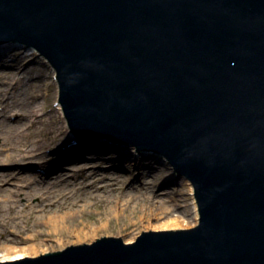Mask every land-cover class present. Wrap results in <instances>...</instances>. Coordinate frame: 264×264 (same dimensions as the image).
Listing matches in <instances>:
<instances>
[{
	"label": "water",
	"instance_id": "1",
	"mask_svg": "<svg viewBox=\"0 0 264 264\" xmlns=\"http://www.w3.org/2000/svg\"><path fill=\"white\" fill-rule=\"evenodd\" d=\"M7 41L50 61L75 137L172 165L199 212L0 264H264V0H0Z\"/></svg>",
	"mask_w": 264,
	"mask_h": 264
},
{
	"label": "bare ground",
	"instance_id": "2",
	"mask_svg": "<svg viewBox=\"0 0 264 264\" xmlns=\"http://www.w3.org/2000/svg\"><path fill=\"white\" fill-rule=\"evenodd\" d=\"M9 45L3 42L0 48L8 49ZM39 70L32 58L22 54L12 70L0 72V137L2 138L0 142V166H2L0 167V204H4L2 212L10 213L9 226L2 232L10 234L0 241V259L51 250L54 252L53 250L58 248L82 243L89 238L93 239L99 229V226L89 222L74 219L78 212L85 209V206L78 209L79 204L76 202L72 205L68 203L70 209L63 211L65 206L60 201L66 195L69 198L71 191L66 189L58 194L57 189L68 179L67 173L61 170L60 165L65 161L82 157L85 151L96 150L95 152L100 154L103 142L79 140L80 142L69 144L61 141L56 145L59 135H62V132L65 134L67 130L65 132L61 130L60 134H56L60 125L56 114L60 113L61 116L63 111L60 103H56L57 113L52 108L48 111L43 110L44 112L41 110V104L37 100L43 94V89L37 82L42 76ZM52 73L55 80L53 69ZM63 127L60 126V128ZM70 135L69 139H72L74 134L71 132ZM67 139L68 137L65 140ZM126 157V154L120 155L117 161H122ZM41 161L46 163V170L40 172L39 178H36L39 172L35 171L33 163ZM140 167H142L141 164ZM84 169L90 170L88 165ZM26 171L28 173L24 174ZM187 183L189 199L194 211L192 222L196 223L197 201L193 185L189 180ZM90 185L88 183L89 187ZM19 193L27 197L40 195L43 200H46L45 206L39 212H35V218L30 225L24 224L25 218L31 213V208L29 211L25 209L29 204L28 206L23 204L19 208L15 205ZM129 200L128 198L115 200V204L105 211V215L109 214L110 217L107 222H102V225L106 226L109 220L125 218ZM152 201L155 202V199L153 198ZM148 214L145 213L147 216L158 217L159 215L153 208L149 209ZM137 215L140 216V213ZM130 222L134 221L130 220ZM184 224L186 223L183 219L175 218L167 222L150 224L149 228L160 231L171 229L172 226L181 227ZM53 234L56 235L54 238H57V243L60 245L58 248H55L54 244H46V240ZM71 234L75 239L69 237ZM133 241L129 238L126 243Z\"/></svg>",
	"mask_w": 264,
	"mask_h": 264
},
{
	"label": "rangeland",
	"instance_id": "3",
	"mask_svg": "<svg viewBox=\"0 0 264 264\" xmlns=\"http://www.w3.org/2000/svg\"><path fill=\"white\" fill-rule=\"evenodd\" d=\"M9 44L8 49L5 47L0 48V72L12 70L14 65L17 64V59L22 54H27L37 64L40 69L39 73L42 75L37 81L43 89L42 96L37 99L38 103L41 104V110L48 111L52 108L57 113L56 103L58 101L59 88L57 81L53 78L49 62L33 47L13 42H9ZM56 116L60 122L59 130L56 134H60L61 130L65 132L67 129L65 134L61 131L62 135H59L56 145L61 143V141H66L69 144L73 143L74 140L69 139L72 129L63 112L61 116L60 113H57ZM61 125L64 127L60 128ZM67 137L68 139L65 140ZM1 139L0 137V142ZM95 140L99 139L86 141L92 142ZM100 141L103 142L102 151H100L102 154L96 153V150L85 151L82 157L65 161L60 165L61 170L67 173L68 179L58 187L57 193L64 192L66 189L71 191L69 198L66 195L60 201L65 206L63 211L69 210L70 207L68 205L76 202L79 204L78 209H81L82 206H85V209L78 212L74 219L99 226L93 239L89 238L80 244H91L92 240H98L100 237L121 234L125 242L129 238L135 240L137 234L151 230L149 228L150 224L167 222L175 218L183 219L186 224L181 227L172 226L171 229L190 228L198 223V220L196 223L192 222L194 211L189 199L188 180L185 176L180 177V175H177L172 165L154 166L127 149L117 146L106 139H100ZM124 154L127 157L122 161H117L119 156ZM140 164L142 167L139 168ZM33 165L36 168L35 171L39 172L36 174V178H39L40 172L46 170V163L43 161L34 162ZM87 165L90 168L88 171L84 169ZM27 173L28 171L24 174ZM88 183L91 184L90 187ZM190 184L192 183L190 182ZM22 194L19 193L18 201L15 205L19 208L23 204H25L24 206L29 204L28 208L25 207V209L29 211L31 208V213L25 218L24 224L29 223L28 225H30L35 218V212H39L45 206L46 200H43L40 195L27 197ZM126 198L130 200L128 209L125 212V218L109 220V223L103 226L102 222H107L110 217L108 216L109 214L105 215V211L115 204V200ZM153 198L155 202L152 201ZM3 206L4 204L1 203L0 241L3 240L4 236L8 237L10 234L9 232L6 234L2 233L9 226L8 218L10 217L9 212H2ZM150 208H153L159 214L158 217L145 215V213L148 214ZM138 213L142 217L138 216ZM130 220L134 222L131 223ZM55 236V234L51 235L46 240V244H54L55 248H58L60 245L57 243V238H54ZM69 237L75 239L72 234ZM72 245L77 246V243ZM53 251H60V248Z\"/></svg>",
	"mask_w": 264,
	"mask_h": 264
}]
</instances>
